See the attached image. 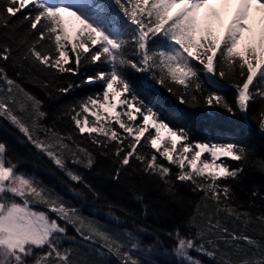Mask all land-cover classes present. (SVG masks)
Wrapping results in <instances>:
<instances>
[{
	"label": "snow or ice",
	"instance_id": "snow-or-ice-1",
	"mask_svg": "<svg viewBox=\"0 0 264 264\" xmlns=\"http://www.w3.org/2000/svg\"><path fill=\"white\" fill-rule=\"evenodd\" d=\"M89 66L104 70L82 73ZM129 70L144 75L138 85ZM81 74L78 81L66 78ZM221 81L235 90L231 101ZM96 83L100 91L63 105L48 122V104ZM157 85L193 108L218 106L247 117L257 104L264 135V0H0V118L63 173L73 198H102L79 169L92 170L98 155L111 158L108 175L119 183L127 174L142 215L151 202L133 173L158 178L177 201L183 200L177 183L197 195L188 202L187 231L166 233L175 264H205L201 257L211 264H264V208L257 203L264 202V187L246 191L247 205L234 187L246 169L264 174V158L234 136L192 139L190 128L173 126L182 113H162ZM65 117L70 130L62 131L55 121ZM104 200L109 222L21 170L20 158L0 141V264H112L113 258L171 264L149 258L153 245L142 247L137 235L147 228L119 227L134 211Z\"/></svg>",
	"mask_w": 264,
	"mask_h": 264
},
{
	"label": "trees",
	"instance_id": "trees-1",
	"mask_svg": "<svg viewBox=\"0 0 264 264\" xmlns=\"http://www.w3.org/2000/svg\"><path fill=\"white\" fill-rule=\"evenodd\" d=\"M22 15V14H21ZM19 18V16L17 17ZM15 23V19L13 20ZM28 24L22 25L18 31L24 32ZM104 70V66H89L82 70L89 75L97 70ZM11 73V70H10ZM129 78L134 84L138 85L139 81L144 78L143 74L136 73L129 70ZM67 79L78 81L83 78L80 76H68ZM217 80L220 78L217 76ZM225 84L224 94L227 95L231 101L235 96V90L227 86V82L221 81ZM25 87L33 91L41 98H44V93L34 85L25 83ZM157 87V92L161 98V111L165 116H169L174 111L182 113L183 118L173 120V126H187L192 131V139L204 140L215 139L224 136H234L235 138L244 141L248 145H255L258 148L256 155L264 158V135L258 129L257 121L259 116L257 114V104H252L249 108L248 115L245 117L242 113L237 112L235 115L229 114L226 110L212 106L208 107L200 105L198 107H189L187 105H180L174 96L169 94L165 89ZM207 87V85H206ZM101 90V85L87 84L81 88H77L67 95L61 96L59 100L48 104V111L51 113L48 122L52 123L58 115L57 109L63 105L71 104L74 100L85 95L86 93L97 92ZM142 98L147 99L143 96ZM256 116L254 120L253 117ZM56 126L62 131L70 130V124L67 118L56 120ZM23 139L21 134L9 122L0 118V141L7 143L9 147V154L20 158V169L32 174H35L46 184L56 188L61 195L71 200L73 204L82 206L86 215H94L97 219L104 222H109L105 216L107 209L103 207L105 204L104 197L108 201H114L124 208H128L136 213L135 217H124L126 223L119 225V227L132 228L136 227L147 228V233L137 232L141 242L146 246L152 244L154 251L158 256V261L167 260L171 264H175V257L171 255V247L174 241L169 238L166 233L172 231L176 227H180L182 231H187L184 227L183 221L191 211V204L189 201H195L198 197L192 193L188 187L177 183L179 194L183 197L182 201H177L164 194V185L156 177H150L144 174L133 173L132 179L135 181L138 188L145 191L146 201L151 202V209L148 215L141 214V206L139 203L133 201L129 189V177L125 174L119 183L114 182L108 173L113 169L111 158L99 156L97 157V164L92 170L79 169L85 176V179L91 183L98 191L101 192L102 198L99 201H94L89 194L87 200L74 199L61 183V180H66L59 170L55 169L46 156L39 154L31 145L21 143ZM91 147V145H89ZM133 163H136L133 161ZM139 167V165H136ZM130 171V169H129ZM260 185L264 187V174L254 168L246 169L239 184L234 185L235 191L238 194L239 200H243L245 205L249 200V191L252 185ZM74 187H82L80 185H73ZM257 203L264 208V202L257 200ZM253 212L261 211L262 209H251ZM118 215H123L117 211ZM135 221V223H133ZM117 226V225H113ZM69 234L75 235L74 230L69 227ZM159 236L160 243L156 242L155 237ZM167 250V252L165 251ZM196 255V253H193ZM205 260V264H211L206 257H201ZM112 264H116L113 258Z\"/></svg>",
	"mask_w": 264,
	"mask_h": 264
},
{
	"label": "rangeland",
	"instance_id": "rangeland-1",
	"mask_svg": "<svg viewBox=\"0 0 264 264\" xmlns=\"http://www.w3.org/2000/svg\"><path fill=\"white\" fill-rule=\"evenodd\" d=\"M140 242H141V240H140ZM141 245H142V247L143 246H145L142 242H141ZM138 255H144V253H137ZM149 258L150 259H152L153 261H157V262H159L158 260H157V258L155 257V255H154V253H152V254H149Z\"/></svg>",
	"mask_w": 264,
	"mask_h": 264
},
{
	"label": "bare ground",
	"instance_id": "bare-ground-1",
	"mask_svg": "<svg viewBox=\"0 0 264 264\" xmlns=\"http://www.w3.org/2000/svg\"><path fill=\"white\" fill-rule=\"evenodd\" d=\"M154 253V255H155V257L157 258V260H158V256H157V254L155 253V252H153Z\"/></svg>",
	"mask_w": 264,
	"mask_h": 264
}]
</instances>
